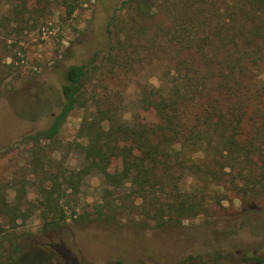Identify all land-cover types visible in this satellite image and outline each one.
<instances>
[{
	"label": "rangeland",
	"instance_id": "1",
	"mask_svg": "<svg viewBox=\"0 0 264 264\" xmlns=\"http://www.w3.org/2000/svg\"><path fill=\"white\" fill-rule=\"evenodd\" d=\"M24 1L23 15H16L13 9L20 8L21 0H0V199L25 215L14 222L11 217L17 214L0 216L5 232L14 233L10 240L25 251L45 254L41 264H264V193L242 195L229 183L219 193L226 197L222 205L229 214L211 212L178 224L143 228L126 212L112 218V201L119 202L128 185L114 187L93 170L75 195L60 201L64 215L60 226L45 227L48 218L37 194L42 175L34 176L29 168V146L16 142L45 128L59 111L60 88L69 65H86L88 100L85 109L68 115L59 134L61 145L53 154L69 169L87 164L70 144L81 141L77 132L82 118L92 117L98 108H111L123 127L132 128L138 121L156 124L158 114L147 105L152 94L168 93L173 79L180 81L181 75L197 70L201 77L222 75L201 52L182 51L179 46L164 49L162 33L154 44L148 42L168 16L150 1ZM223 77L229 76L224 72ZM243 79L249 85L264 82V76L251 74ZM216 80L205 79V85L213 87ZM195 110H187V123ZM248 164L240 157L235 170L225 168L224 178L232 179ZM119 169L117 161L108 168L110 173ZM25 179L33 184H25L24 194L18 195L14 184L19 187ZM180 184L191 188L195 180L186 173ZM211 188L213 196L217 187ZM17 264L36 263L25 257Z\"/></svg>",
	"mask_w": 264,
	"mask_h": 264
},
{
	"label": "trees",
	"instance_id": "2",
	"mask_svg": "<svg viewBox=\"0 0 264 264\" xmlns=\"http://www.w3.org/2000/svg\"><path fill=\"white\" fill-rule=\"evenodd\" d=\"M147 1L168 15L164 27L152 33L149 43L154 44L162 33L164 49L179 46L182 51L201 52L222 76L201 77L197 70L181 75L180 81L173 79L168 93L152 94L147 105L158 114L156 124L138 121L132 128L123 127L111 108H98L92 117L82 118L77 132L81 141L70 144L87 164L69 169L56 162L53 154L61 145L59 134L68 115L74 109H85L88 101L86 65H69L60 88L63 101L59 111L45 128L16 142L29 146V168L34 176L42 175L37 194L43 216L48 218L44 221L47 229L60 226L64 220L60 201L75 195L93 170L114 187L128 185L119 202L112 201V218L126 212L143 228L178 224L211 212L216 216L229 214L222 205L226 197L219 195L226 183L242 195L264 193V82L260 79L258 85H249L243 79L249 74L264 76V0ZM25 6L21 0L20 8L14 6L13 12L23 15L21 8ZM224 72L229 77H223ZM205 79H217L215 86L205 85ZM207 86L209 90L204 92ZM156 95L157 100L153 99ZM189 108L196 109L191 123H187ZM240 157L249 161L248 167L226 180L225 168L235 170ZM113 161L120 164L118 173L108 170ZM186 173L195 180L191 188L181 187ZM25 180L19 187L14 184L18 195L24 194L25 184H33ZM211 186L217 187L213 196ZM11 213L17 214L11 217L13 222L19 216L25 218L19 207L1 198L0 216ZM11 235L14 239V233H6L0 222V264H17L25 257L41 264L47 259L37 250H23L20 243L10 240Z\"/></svg>",
	"mask_w": 264,
	"mask_h": 264
}]
</instances>
